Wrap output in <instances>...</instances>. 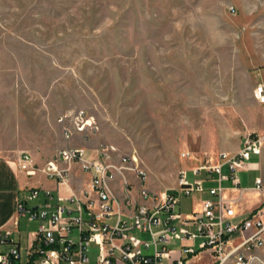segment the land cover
Masks as SVG:
<instances>
[{
  "label": "rangeland",
  "instance_id": "obj_1",
  "mask_svg": "<svg viewBox=\"0 0 264 264\" xmlns=\"http://www.w3.org/2000/svg\"><path fill=\"white\" fill-rule=\"evenodd\" d=\"M260 92L264 0H0V156L11 161L92 138L136 156L145 187L175 195L185 215L200 194H182V172L203 179L193 172L264 138ZM80 111L98 130L66 141L58 121ZM98 254L91 245V264Z\"/></svg>",
  "mask_w": 264,
  "mask_h": 264
},
{
  "label": "built area",
  "instance_id": "obj_2",
  "mask_svg": "<svg viewBox=\"0 0 264 264\" xmlns=\"http://www.w3.org/2000/svg\"><path fill=\"white\" fill-rule=\"evenodd\" d=\"M259 96L264 98L263 92ZM58 122L66 141L88 138L98 130L84 111L61 117ZM263 143V137L249 135L239 152H223L215 166L195 170L197 176L203 172L217 176L219 186L208 189L211 198L203 201L200 212L190 215L178 212L180 200L172 193L158 196L147 189V173L138 158L123 155L114 145L102 144L92 156L85 148L68 146L43 168L34 162L32 154L22 153L18 160L21 170L29 176L42 170L64 185L69 194L55 199L51 191H46V201L34 208L31 203L40 198L41 191L33 189L26 201L17 202L18 217L42 221L26 264H91L93 244L99 249L96 264H189L204 253L214 260L213 264H264V204L237 220L239 215L223 187V182L231 181L232 190L240 191L237 174L252 156L261 155ZM75 166L91 175L89 189L82 196L72 189ZM179 185L187 197L205 191V181L192 183L187 172L181 173ZM134 187L137 197L131 195ZM255 189L262 191V179L256 180ZM129 206L132 209L126 213ZM137 231L150 234L152 242H143L134 234ZM12 236L13 230L0 231V264L22 261L17 246L2 251L5 245L14 243ZM174 243L181 248L169 249ZM151 250L153 255L145 254Z\"/></svg>",
  "mask_w": 264,
  "mask_h": 264
},
{
  "label": "crops",
  "instance_id": "obj_3",
  "mask_svg": "<svg viewBox=\"0 0 264 264\" xmlns=\"http://www.w3.org/2000/svg\"><path fill=\"white\" fill-rule=\"evenodd\" d=\"M79 147L87 149L89 156H92V152L98 147V144L94 143L91 138L82 141ZM230 154L234 155L235 153ZM47 162L48 160L36 164L39 168H43ZM72 172V189L76 195L82 196L89 189L91 175L83 172L78 166H75ZM225 172L228 173V170L225 169ZM237 175L240 180V191L232 190L231 181L223 182V187L227 189L226 198L232 200L239 215L237 220H240L264 204V143L261 155L252 156L245 168L240 170ZM216 177L215 175L212 176L206 172L204 173L205 191L199 193L200 205L195 211L188 212L185 215L201 211L203 201L211 198L208 189L219 186ZM130 178L135 181L134 175L130 174ZM259 178L263 182L262 191L255 189L256 180ZM33 189H40L41 191V196L37 200L36 205L33 206L34 208H37L46 201L44 195L46 191H51L55 199L59 195L65 198L69 196L64 185H60L57 180L49 178L42 170H38L34 176H29L19 168L18 161H11L0 156V231L13 230L12 239L14 240V243L5 245L2 251H7L13 246L20 248L22 261L19 264H26L30 259L29 252L31 247L36 244L35 234L40 228V222L37 219L30 220L29 224L31 222L35 223L34 228L31 229L32 226L30 225L26 226L28 217H18L16 212L17 202L26 201L30 191ZM131 195L133 197L138 196L137 187L132 189ZM253 198L255 201L250 203L253 201ZM131 209V206L127 207V209L125 208L126 213H129Z\"/></svg>",
  "mask_w": 264,
  "mask_h": 264
}]
</instances>
